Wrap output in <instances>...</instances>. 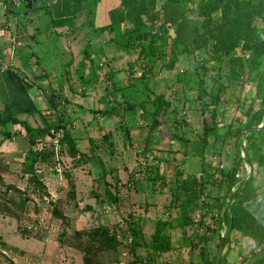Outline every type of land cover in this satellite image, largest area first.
Wrapping results in <instances>:
<instances>
[{
    "label": "rangeland",
    "instance_id": "374dc122",
    "mask_svg": "<svg viewBox=\"0 0 264 264\" xmlns=\"http://www.w3.org/2000/svg\"><path fill=\"white\" fill-rule=\"evenodd\" d=\"M159 1L35 0L32 10L18 15L6 13L5 5L0 0V55L11 63L12 52L23 51L28 58L32 52L31 55L35 58L33 63L37 69L40 68L48 74L52 83L41 84V90L31 88V95L35 96L40 112L28 113L21 118L26 120L29 126L40 127L46 125L49 115L50 121H56L54 114L61 112L67 123L72 121L67 127L76 138L80 152L77 167L73 166V159L69 155L62 156L58 161V168L63 171V180L51 169L53 164H37L35 173L43 185L40 187L32 174L22 172L24 154L29 148L28 138L22 135L2 142L0 134V160L5 163V168L0 169V264H86L84 252L76 244V230L103 225L116 229V226L124 225L127 221L139 220L149 238L157 220L171 216V221L176 223L177 220H174L177 214L169 206L171 196L168 188L152 187L144 172L150 166L157 167L165 181L170 184L179 170L184 176L191 173L199 176L201 159L195 154H186V147L182 146L178 139L173 142L167 140L168 128L150 131L149 127L145 126L146 118L141 114L134 118L116 114H110L108 117L101 115L100 109L109 100L106 92L113 88L111 80H107L105 74L98 75V80L92 82L93 85L85 90L82 81L77 79L74 65V62L77 61L78 65L82 61L83 58L80 57H83V53L80 51L91 40L90 51L95 53L93 58L100 72H105L106 65H109L119 72L114 80L122 86L127 85L129 76L136 77L141 74V62L138 60L139 51L119 44L124 41L119 35L135 25H140L133 21L138 14H141L143 19V24L139 26L140 32H155L163 23L162 17L159 16L156 18L157 22H152L148 14L152 9L159 10ZM15 3L18 8H23L20 1ZM140 10L142 11L138 13ZM61 16L68 20L65 26L53 27L54 19ZM105 24L111 26L103 34L93 30ZM178 24L172 25L174 29ZM98 36L99 42L95 40ZM168 36L169 40L174 38V30L168 32ZM14 39L22 45L14 48ZM188 40L190 39H181L179 49H183L182 43L188 44ZM204 57L207 58V54L181 55L176 66L169 70L159 61L155 66L154 75L148 77L153 82L155 92L164 93L167 99L177 106L175 118L184 119L188 123L179 131L184 137L194 138L195 132L202 129L205 119L212 121L211 109L202 114L198 102L190 100L183 107L174 98L177 92H180V95L182 93L180 84L175 82L177 73L192 72ZM72 60L73 66L69 67ZM86 62L89 63L87 60ZM132 64L134 67L131 69ZM31 68L29 73L25 70V82L32 83L36 79L34 67ZM61 84L67 103L65 105L62 102L54 107L56 103H50L49 98L52 92H59ZM248 88L249 86H245L244 89ZM239 91L240 88H236L235 94ZM188 97L194 98L195 91L190 90ZM104 98L106 102H102ZM121 100L120 97L119 101ZM57 101L59 102L58 99ZM223 110L225 117H234L237 113L232 107L227 110L223 107ZM19 128L24 130L21 126L16 127ZM108 132H112L111 139L103 143L102 138ZM147 135L152 136L148 145ZM161 135H165L166 138H163L166 140L163 141V146L159 147L156 141ZM90 137L95 140L93 145L89 141ZM227 151L231 154L233 148L228 146ZM206 158L213 167L221 168L230 167L233 161L229 154L217 156L209 152ZM251 172L256 176L257 183L262 182L264 172L256 165L251 167L244 163L238 175L248 176ZM65 174L69 175L70 181ZM131 177H137L135 179L138 182L131 184ZM172 184L174 186V183ZM9 185L16 188L5 193ZM115 196L119 198V202L112 204ZM57 199L60 200L57 208L63 218L56 217L52 212ZM198 208V205H193L195 219L202 216V211ZM257 212L264 217V204ZM145 219L146 222L143 221ZM206 222H211L208 215ZM186 229L187 235L192 237L193 228ZM171 233L174 236V248L161 256L159 263L165 264L168 260L171 264H190L194 255L197 259L199 250L190 249L191 237L184 241L181 229H171ZM125 243L116 253L103 251L92 255L93 263L130 264L133 257ZM251 248L249 239L234 233L231 244L224 251L229 249L228 260L236 264L242 254L247 255ZM138 253L146 255V249L140 248Z\"/></svg>",
    "mask_w": 264,
    "mask_h": 264
},
{
    "label": "trees",
    "instance_id": "16d2710c",
    "mask_svg": "<svg viewBox=\"0 0 264 264\" xmlns=\"http://www.w3.org/2000/svg\"><path fill=\"white\" fill-rule=\"evenodd\" d=\"M2 1L6 13L18 15L27 13L35 6V0H19L23 8L17 7L16 0ZM192 1L195 2V19L192 21H176L170 24L163 22L155 32L152 30L140 32L139 26L143 24L140 21L138 22L140 25H135L134 28L119 35L125 42H120V45H127L131 50L139 51L138 60L141 62L142 70L136 77L129 76L128 84L125 86L114 80L119 72L114 71L109 65H106L105 72H100L93 58L95 53L90 51L91 40L81 51L83 59L76 65L75 70L77 79L82 81L84 89L88 90L89 86L98 80V75L105 74L107 80L112 82L113 88L106 92L109 100L100 109L101 115L108 117L110 114H116L134 118L141 114L146 118L145 126L149 127L150 131L168 128L167 140L173 142L178 139L180 144L186 147V154H195L201 159L199 176L195 173L184 176L179 170L170 184L165 181L157 167L150 166L144 172L146 180L151 182L152 187L168 188L171 196L169 206L177 214L174 220H177L176 223L171 221V216L166 220H158L149 238L145 235L139 220L127 221L124 225L116 226V229L103 225L76 230L74 233L76 244L84 252L86 264H94L91 256L99 252L116 253L125 241L129 248L128 252L133 257L130 264H160L159 258L174 248L171 229H181L185 241L191 237L187 235L186 227L193 228L190 249L199 250L197 259L194 255L190 264H216L222 233L225 234V243L218 264H233L228 260L229 249L224 250L231 244L234 233L249 239L252 243L251 251L247 255L242 254L236 264H264V217L257 212L264 204V177L262 182L257 183L252 172L248 176L238 175L244 163L251 167L256 165L264 172V126L254 129L264 121V0H189ZM67 21L63 16L56 18L53 27L61 28ZM174 23L179 24L174 29V38L169 40V27ZM110 26L111 24H107L93 30L99 31L101 35ZM183 38L190 39L188 40L190 42L182 43L184 48L179 49L178 44H181ZM197 53H205L207 58H202L192 72L177 73L175 79L182 91L181 95L177 92L174 96L178 104L184 107L190 100L198 102L202 114L211 109L212 121L208 122L205 119L202 129L196 131L192 138L184 137L179 132L180 128L188 123L184 119L175 118L177 106L172 100L167 99L164 93H156L153 82L148 77L154 75L155 66L159 61L169 70L176 66L181 55L193 56ZM72 66L73 61L69 63V67ZM132 67L133 64L130 65L131 69ZM245 86L249 88L246 90ZM236 88H240L237 95ZM187 89L195 91L194 98L188 97ZM119 96L122 98L121 101ZM49 99L50 103H56L54 107L61 105L62 102L66 105L62 84L59 92H52ZM56 99L59 102H56ZM102 102H106L105 98ZM223 107L225 110L235 108L237 113L235 112L234 117H225ZM54 115L56 121H50L49 115V120L45 117L46 125L40 127L29 126L26 120L17 116L5 118L0 115L2 142L22 135L28 138L29 148L24 154L22 172L32 174L40 187L43 185L35 173V166L39 163L54 164L55 156L53 151L47 149L35 150L34 145L48 136L51 128L65 129V137L61 140V154L64 157L69 155L75 167L80 162V158L79 160L77 158L80 152L76 138L67 127L72 121L67 123L61 112ZM16 126H21L24 130L16 129ZM111 136L112 132L104 134L103 143L110 140ZM166 136L161 135L157 138L159 147L163 146ZM151 140L152 136L147 135L146 144L148 145ZM89 141L92 145L95 143L91 137ZM243 142L247 160L242 156ZM228 146L233 148L231 154L227 151ZM209 152L217 156L231 155L233 159L231 166L213 167L206 158ZM4 165L5 163L0 160V169L5 168ZM53 172L58 175L56 171ZM66 176L69 177L68 174H65ZM135 178L131 177V184L138 182ZM68 180L70 181V177ZM14 188L16 187L13 185L7 186L5 193ZM73 191L74 188L71 192ZM112 202L118 203L119 198L115 196ZM58 203L60 200L57 199L52 212L56 217L63 218V214L57 208ZM193 205H198V209L202 211L201 218L195 219ZM207 215L211 219L210 223L206 222ZM140 248L146 249V255L138 253ZM165 264L171 263L166 260Z\"/></svg>",
    "mask_w": 264,
    "mask_h": 264
},
{
    "label": "crops",
    "instance_id": "0c3cea01",
    "mask_svg": "<svg viewBox=\"0 0 264 264\" xmlns=\"http://www.w3.org/2000/svg\"><path fill=\"white\" fill-rule=\"evenodd\" d=\"M157 1L158 0H153V3ZM159 3V10H156V8L154 7L155 10L152 9V11L149 12L146 9V13L149 12L148 16H150V20L152 22H157L156 18L159 16L162 17L161 21L169 23L176 21H192L195 19L194 1L189 2V0H187V2H173L172 0H160ZM166 6H168L167 9ZM141 11L142 10H140L138 13H140ZM133 19V21L135 22L143 21V19L141 18V14H138L137 17ZM171 30H174L173 26L169 27V32H171ZM98 38H100V36L95 39L97 40V42H99ZM31 54L28 55V58L25 52H21L20 50L14 51L10 55L12 60L11 63L9 62V60H7V58H3V56L0 55V115L5 118L9 116H17L21 118L25 117L28 113L40 112L38 106H36V101L34 99L35 96L33 97V95H31V88L36 87L41 90V84H45L46 82L50 85L52 84L50 82L51 80L48 74L45 71L42 72L40 68L37 69V66L35 65V63H33L35 62V58L32 57ZM25 58L28 59L25 60ZM74 63V65L76 66L77 61ZM31 66L34 67L36 79L32 81V83L25 82V70H27L29 73L30 69H32ZM36 69L39 71H37ZM33 94L35 93L33 92ZM143 221L146 222V219ZM171 235L173 236V233H171Z\"/></svg>",
    "mask_w": 264,
    "mask_h": 264
},
{
    "label": "built area",
    "instance_id": "2783aa9c",
    "mask_svg": "<svg viewBox=\"0 0 264 264\" xmlns=\"http://www.w3.org/2000/svg\"><path fill=\"white\" fill-rule=\"evenodd\" d=\"M13 47L21 46L22 43L16 39L12 40ZM65 137V129L62 127L59 128H51L50 133L48 136H46L44 139L38 141L34 145V149L37 151H44V150H50L53 151L55 156V163L51 167L52 170L56 171L58 173L59 179L62 180L63 178V171L59 169L58 167V161L62 158V146H61V140ZM39 173H42L40 170H38ZM224 233H222L223 235Z\"/></svg>",
    "mask_w": 264,
    "mask_h": 264
},
{
    "label": "water",
    "instance_id": "95a60500",
    "mask_svg": "<svg viewBox=\"0 0 264 264\" xmlns=\"http://www.w3.org/2000/svg\"><path fill=\"white\" fill-rule=\"evenodd\" d=\"M28 3H30V1H28ZM263 126H264V121H263L262 124H260L259 126L255 127L254 129H260ZM241 151H242V156L247 160V156L245 154V142L242 143V149H241ZM224 243H225V234L222 235V240H221V244H220V247H219V252H218V257H217V263L216 264H218V262L220 260V257H221V255L223 253Z\"/></svg>",
    "mask_w": 264,
    "mask_h": 264
}]
</instances>
